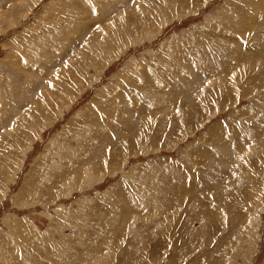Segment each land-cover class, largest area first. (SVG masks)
<instances>
[{"label": "rangeland", "instance_id": "374dc122", "mask_svg": "<svg viewBox=\"0 0 264 264\" xmlns=\"http://www.w3.org/2000/svg\"><path fill=\"white\" fill-rule=\"evenodd\" d=\"M0 264H264V0H0Z\"/></svg>", "mask_w": 264, "mask_h": 264}, {"label": "bare ground", "instance_id": "6f19581e", "mask_svg": "<svg viewBox=\"0 0 264 264\" xmlns=\"http://www.w3.org/2000/svg\"><path fill=\"white\" fill-rule=\"evenodd\" d=\"M171 1H172V0H171ZM129 2H131V1H129ZM81 4H82V3H81ZM107 6H108V5H107ZM115 36H116V35H115ZM225 86H226V85H225ZM225 86H224V87H225ZM219 88H220V87H219ZM223 89H225V88H223ZM219 91H220V90H219ZM124 104H125V103H124ZM130 116H131V115H130ZM107 121H108V120H107Z\"/></svg>", "mask_w": 264, "mask_h": 264}]
</instances>
